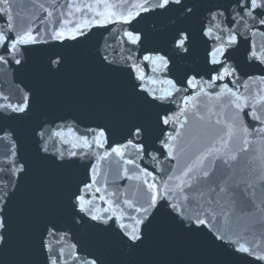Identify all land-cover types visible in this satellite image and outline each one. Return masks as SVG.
I'll return each instance as SVG.
<instances>
[{
  "label": "snow or ice",
  "instance_id": "1",
  "mask_svg": "<svg viewBox=\"0 0 264 264\" xmlns=\"http://www.w3.org/2000/svg\"><path fill=\"white\" fill-rule=\"evenodd\" d=\"M76 69L95 115L46 103ZM0 72V264L22 202L38 264H264V0H0Z\"/></svg>",
  "mask_w": 264,
  "mask_h": 264
},
{
  "label": "water",
  "instance_id": "2",
  "mask_svg": "<svg viewBox=\"0 0 264 264\" xmlns=\"http://www.w3.org/2000/svg\"><path fill=\"white\" fill-rule=\"evenodd\" d=\"M63 2V0H61ZM18 4L24 5L27 0H17ZM16 11L21 12L22 15H26L27 12L23 7L17 8ZM151 26L149 25V28ZM107 35V34H105ZM100 33L97 32L99 38ZM157 42H163V35L157 36ZM34 72L38 71V66L33 69ZM11 77L9 72L8 78ZM5 76L0 72V86L7 87L5 83ZM264 87V85H261ZM116 85L111 82L96 77L95 75L89 74L88 79L85 80L78 69L70 71L68 77L64 80L45 84L46 103L49 107L55 109H68L75 114L90 116L98 113L99 109L106 103L107 95L111 90H114ZM103 90V91H101ZM210 104H214L215 101H209ZM261 147L257 145V155L261 154ZM81 170V174H82ZM49 174L40 170L37 174L36 187L39 191V195L45 206H54L56 197V185L53 181L48 179ZM26 204L24 202L20 205L19 219L17 225V236H16V257L26 258L32 261V264H38L39 255L38 252L33 248L31 252L25 256V248L27 245V239L30 231V225L26 218L24 211ZM161 259H183L184 257L180 254H167L161 253Z\"/></svg>",
  "mask_w": 264,
  "mask_h": 264
}]
</instances>
